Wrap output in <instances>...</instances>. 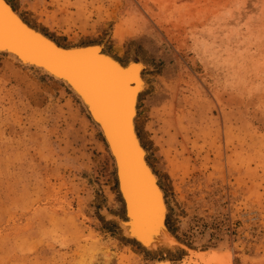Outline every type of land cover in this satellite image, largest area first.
<instances>
[{"label": "rangeland", "instance_id": "obj_1", "mask_svg": "<svg viewBox=\"0 0 264 264\" xmlns=\"http://www.w3.org/2000/svg\"><path fill=\"white\" fill-rule=\"evenodd\" d=\"M8 1L59 45L147 64L135 126L169 232L190 260L264 264V0ZM106 209L122 216L84 107L0 55V264H189L183 246L152 257L125 241Z\"/></svg>", "mask_w": 264, "mask_h": 264}, {"label": "bare ground", "instance_id": "obj_2", "mask_svg": "<svg viewBox=\"0 0 264 264\" xmlns=\"http://www.w3.org/2000/svg\"><path fill=\"white\" fill-rule=\"evenodd\" d=\"M2 1L11 14L18 19L21 25L28 27L34 34L43 36L50 40V42H53V44H56V46H59L50 36L44 35L40 29L25 21L21 15L12 8L10 3L6 0ZM0 39H6V37L0 36ZM88 45H90L88 47H95L97 50L103 47V44L100 43H90ZM25 47H27L26 44L20 43L19 40L12 44V47H5L0 44V55L6 57L12 65L34 70L52 82L60 84L72 95V97H75L81 103L90 121L100 132L113 164L118 197L123 207L122 216L108 211L107 209L102 210L104 220L115 224L119 231L118 234H120L122 239L135 244L146 254L152 257H178V255H173V253L177 252L179 246L182 247L183 245L181 246V244L178 243L174 235L169 232L166 225V218L169 211L164 191L160 185L156 172L150 167L146 160L148 151L143 146L135 126L139 100L150 89L148 81H146L143 76L145 65L147 64L144 65L140 59L127 60L125 62L134 63L124 71L127 75L130 72L132 77L128 82H133V85L130 88L124 85L122 97H110L112 99L111 101H114V103L110 106L111 112H108L106 110L108 107H105V102L103 101V98L106 97H101L102 93L97 85L94 86V83L88 82V80H85L81 84L72 83L69 85V82L60 79V77L48 71V69L43 67L42 63L37 60L40 58V54L38 53L40 49L37 44L32 46V49L26 51V55H24ZM75 47L78 46H59L61 49ZM103 54L115 61L118 66H123L120 63L121 61L105 50ZM124 125L127 126L124 127ZM143 170L147 174L143 172ZM151 183H153L156 188L155 194L153 190L150 191ZM183 248L184 251L187 252V255L185 254L186 256H184L182 260L189 264L199 261H205L203 263L207 264L209 261L214 262L217 258L215 256L213 258L211 257L212 260L210 257L200 256L196 257L194 260H190V249L184 246ZM218 252L219 251H216L215 253ZM222 253L223 252H221V254ZM226 255H224L223 262L227 260L229 263L230 253L228 254L227 252ZM206 258H208L209 261L206 260ZM167 261L168 260H166V262ZM219 261L223 264L221 258H219ZM214 263H216V261ZM220 263L217 262V264Z\"/></svg>", "mask_w": 264, "mask_h": 264}, {"label": "water", "instance_id": "obj_3", "mask_svg": "<svg viewBox=\"0 0 264 264\" xmlns=\"http://www.w3.org/2000/svg\"><path fill=\"white\" fill-rule=\"evenodd\" d=\"M0 36L6 37V39H0L3 40L0 41V44L5 47H12V44L18 40L20 43H25L27 47L24 49V55L27 54L26 51L37 44L40 49L38 52L40 58L37 60L48 71L69 82V85L72 83L81 84L85 80L93 82L94 86L97 85L101 91V97H106L103 98V101L105 107H108L106 108L108 112H111L110 106L114 103L110 97H122L124 85H127L128 88L133 85V82H128L132 77L130 72L127 75L124 71L134 63L120 62L123 65L120 67L115 61L104 56L103 47L97 50L95 47H88L90 46L88 44L61 49L47 38L34 34L28 27L21 25L2 0H0ZM143 172L145 171L143 170ZM150 189L155 194L156 188L153 183H151Z\"/></svg>", "mask_w": 264, "mask_h": 264}, {"label": "trees", "instance_id": "obj_4", "mask_svg": "<svg viewBox=\"0 0 264 264\" xmlns=\"http://www.w3.org/2000/svg\"><path fill=\"white\" fill-rule=\"evenodd\" d=\"M6 1H8V0H6ZM8 2H9V1H8ZM9 3H10V2H9ZM12 8L15 9L14 6H12ZM44 35L48 36L46 33H44ZM52 39H53V38H52ZM53 40H54V39H53ZM56 43H57V42H56ZM58 45H59V44H58ZM59 46H61V45H59ZM146 160H147V158H146Z\"/></svg>", "mask_w": 264, "mask_h": 264}]
</instances>
